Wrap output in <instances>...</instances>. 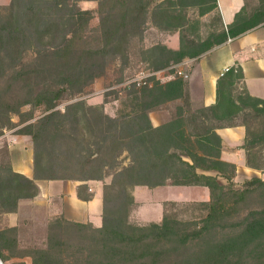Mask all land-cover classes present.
I'll return each mask as SVG.
<instances>
[{
    "label": "trees",
    "instance_id": "obj_1",
    "mask_svg": "<svg viewBox=\"0 0 264 264\" xmlns=\"http://www.w3.org/2000/svg\"><path fill=\"white\" fill-rule=\"evenodd\" d=\"M21 1L13 7L19 9L24 6L26 12H31L35 35L29 34L23 26L18 10L13 14L14 20L9 26L3 23L0 13V73L3 70L6 75L8 68L12 69L10 80L13 83L32 79V72L23 71L25 65L22 60L28 48H35L37 66L41 68L36 74L41 77L28 91L27 98L19 104V108L36 103L45 107L46 115L20 132L32 137L35 143L34 176L29 178L14 171L10 163L0 165V209L3 212L14 213L21 200L35 199L40 191L37 181H101L103 173L111 169L114 172L113 181L104 185L101 230H105L114 240L123 241L120 238L132 227H127L121 220H114L116 224H113L107 215V205L112 196L121 207L136 205L133 196L136 186L155 188L168 183L205 186L210 190L209 203L214 212H219L230 194L244 200L254 192V187L264 189V181L259 178L247 180L243 188L236 189L233 183L235 166L219 160L221 139L215 132L217 128L232 125L233 117L244 109H250L255 118H264L263 100L250 97L244 89L237 99L233 97L238 92L234 86L240 85L243 78L238 70L235 73V69H231L221 76L218 103L204 108L202 130L193 134H188L185 129L183 107L179 109L177 118L166 125L156 127L150 118V113L167 102L182 101L186 108L191 106L187 85L174 72L173 77L164 83L154 79L151 89L147 82L140 88H137L138 83H133L124 103L125 109L116 118L98 113L99 108H86L84 100L67 105L64 112L57 110L58 103L66 94L70 95V100L80 96L92 81L103 75L106 59L124 54L132 38L142 37L147 27L182 29L187 24L186 18L178 15L176 8L196 6L200 8V14L205 15L217 9V0ZM81 1H97L100 13L104 14L100 17L103 44L97 49L82 48L94 13L82 9L79 5ZM155 1L158 3L154 6ZM165 4H168V8H164ZM44 10L53 13L51 23L47 21ZM244 10L245 7L237 14L235 22L217 35L216 42L204 43L201 50H186L183 36L179 50L165 45L156 46L154 55L163 56L164 59H156L158 66L155 71L171 69L186 59L197 58L228 39L243 36L264 23V9H258L248 19L243 17ZM218 16L221 20L219 13ZM47 35L52 37L49 48L42 44ZM227 86L230 87L228 90ZM3 102L6 101L0 94V104ZM8 110L17 112L18 108L7 107ZM79 112H82V117ZM208 113L212 114L215 124L209 123L211 119L207 117ZM248 129L250 134V126ZM262 141L264 137L255 144ZM255 144L250 140V146ZM123 152L129 156L127 166H121L118 162ZM198 169L219 172L228 185H221L217 177L199 174ZM79 197L90 200L80 194ZM150 227L167 234L170 222L165 218L162 225L152 224ZM137 230L147 231L149 228L136 227L134 231ZM33 264L49 263L35 261Z\"/></svg>",
    "mask_w": 264,
    "mask_h": 264
},
{
    "label": "rangeland",
    "instance_id": "obj_2",
    "mask_svg": "<svg viewBox=\"0 0 264 264\" xmlns=\"http://www.w3.org/2000/svg\"><path fill=\"white\" fill-rule=\"evenodd\" d=\"M21 2V0H0L3 23L9 26L14 20L13 14L18 10L22 15L23 26L27 28L29 34L35 35V22L30 20L33 18L31 12H26L24 6L19 9L13 7L14 4L18 5ZM157 3L155 1L153 5ZM79 5L82 9L94 13L82 48L97 49L103 44L100 17L104 14L100 13L101 9L97 1H81ZM44 7L46 9L47 5ZM164 8H168V4H165ZM258 9H264V0H246L243 17L250 18ZM176 11L178 15L186 18L187 24L182 29L147 27L142 37L132 38L124 54L106 59L103 75L92 81L80 96L70 100V95L66 94L58 103L57 110L64 112L67 105L84 100L86 108L90 106L99 108L98 113L103 112L116 118L125 109L124 103L128 99L127 94L133 83H138L137 88H140L147 82L151 89L154 79L164 83L173 77L170 76L171 73L177 74L178 71H182L183 75L178 77H182L187 85L186 92L191 106L186 108L182 101L164 103L150 113L152 124L159 127L172 122L177 118L179 109L183 107L187 133L193 134L202 130L201 125L205 121L202 112L204 108L199 100L200 90L190 78V66L182 70L173 68L156 72L158 66L156 59H164V57L154 55L153 52L158 45H165L170 49H173L174 45L178 46L177 38L173 40V35L179 37V48L183 36L186 50H201L204 43L217 41V35L222 32L221 20L217 12L201 15L200 8L196 6L176 8ZM44 12L47 21L51 23L54 18L53 13L49 10ZM51 43L50 35H47L42 42L48 48ZM34 51L35 48H28L22 60V64L25 65L23 71L32 72V79L27 78L13 83L12 79L10 80L13 76L12 69L8 68L6 75L3 74V70L0 73V94L6 101L0 104V165L10 163L14 171L13 160L24 157V151L28 148L33 151V168H35L34 140L30 136L21 135L20 132L25 126L37 123L46 115L45 107L36 103L19 108V104L27 98L28 91L32 90L31 88L41 77L36 74L41 68L37 66L38 58ZM228 88L230 87L227 86V90ZM234 88L238 92L231 95L237 99L242 90L239 84ZM7 107L8 109L16 107L18 111H6ZM90 114L94 113L90 112ZM82 115V112H79V116ZM244 115L243 121L249 124L251 140L255 144L264 137L262 136L264 118H255L254 114ZM207 117L211 119L210 124L216 123L212 120L211 113H208ZM22 139L27 140L29 147L23 148L26 143L22 142ZM118 162L121 166L129 165L128 154L123 152ZM113 173V170L107 169L103 173L102 180L98 182L104 185L111 184ZM42 182L44 181H37L38 186ZM233 183L237 189L243 188L246 181L234 180ZM221 185H228V182ZM88 187L81 186L79 194L91 199L93 193ZM253 190L254 192L244 200H239L230 194L219 212L212 211L209 202L197 201L208 197L201 192L203 190L192 188L145 189L139 196L149 202L144 204L141 215L138 213V206L121 207L112 196L107 205V215L110 220L113 224H116L114 220H121L127 227L133 229H127L125 236L120 238L123 241L114 240L105 230H101L103 223L97 226L91 222H77L71 219L64 208L62 198L39 197V199L21 200L18 210L14 213H5L0 209V262L2 264H33L35 261L49 264H264V189L254 187ZM112 193L114 194L115 191L112 190ZM167 200L183 202L166 203L163 209L162 202ZM165 218L170 222L167 234L150 227L152 224L162 225ZM136 227H147L149 230L134 231Z\"/></svg>",
    "mask_w": 264,
    "mask_h": 264
},
{
    "label": "crops",
    "instance_id": "obj_3",
    "mask_svg": "<svg viewBox=\"0 0 264 264\" xmlns=\"http://www.w3.org/2000/svg\"><path fill=\"white\" fill-rule=\"evenodd\" d=\"M217 6L216 10L207 15L215 12L219 13L222 25L221 29L227 30L235 22L237 14L246 6V0H217ZM172 38L173 40L177 38L178 46L174 45L172 48L178 50L179 37L173 35ZM189 66L191 70L190 78L200 90L199 100L203 108H210L217 105L218 84L222 72L227 67L235 69V73L239 71L242 74L243 78L240 83L241 90L244 89L252 98L264 101V23L243 36L234 39L231 38V41L228 39L226 42L215 46L201 56L186 59L171 69L179 68L182 70ZM171 75L173 74L171 73ZM236 104L238 105L239 103L236 102ZM250 112V109H244L238 112L233 117L232 125L215 130L221 139L219 160L235 166V181H247L252 178H259L264 181V142L262 141L260 144L250 146L249 124L243 121L244 114L249 115ZM22 142L26 143L23 148L29 147L27 140H23ZM24 152V157L22 156L17 160H13V167L16 172L32 178L34 172L33 151L31 148H28ZM186 160L189 161L188 159ZM197 172L199 174L217 177L218 182L221 184L227 182L224 178L220 177L217 171L198 169ZM83 185L89 186V191L93 193L92 198L88 201L80 199L79 197V188ZM172 187L203 190L201 192L206 194L208 199L197 200L200 202H209L211 198L210 190L205 186H177L171 183L155 188L136 186L133 189V196L138 206V213L141 215L144 204L149 202L144 199L142 200L139 196L145 189L154 190ZM39 189V195L36 197L38 199L39 197L62 198L64 208L71 219L77 222H91L97 226L101 225L104 210V184L102 182L44 181L42 184H39ZM170 202L183 201H164L162 202L163 209L164 205Z\"/></svg>",
    "mask_w": 264,
    "mask_h": 264
},
{
    "label": "built area",
    "instance_id": "obj_4",
    "mask_svg": "<svg viewBox=\"0 0 264 264\" xmlns=\"http://www.w3.org/2000/svg\"><path fill=\"white\" fill-rule=\"evenodd\" d=\"M229 41H231V39H229ZM231 69H232L231 67H227L226 69H224V71L222 72L221 76H223L227 72H230ZM177 74L180 75V76H182L183 75V72L182 71H178ZM0 264H2V263L0 262Z\"/></svg>",
    "mask_w": 264,
    "mask_h": 264
}]
</instances>
